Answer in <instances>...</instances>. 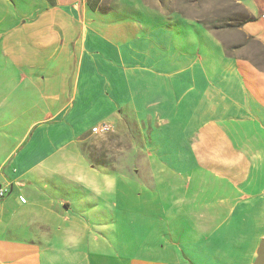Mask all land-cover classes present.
<instances>
[{
  "label": "crops",
  "instance_id": "obj_1",
  "mask_svg": "<svg viewBox=\"0 0 264 264\" xmlns=\"http://www.w3.org/2000/svg\"><path fill=\"white\" fill-rule=\"evenodd\" d=\"M185 1L0 0V264L255 263L264 0Z\"/></svg>",
  "mask_w": 264,
  "mask_h": 264
},
{
  "label": "built area",
  "instance_id": "obj_2",
  "mask_svg": "<svg viewBox=\"0 0 264 264\" xmlns=\"http://www.w3.org/2000/svg\"><path fill=\"white\" fill-rule=\"evenodd\" d=\"M264 20V15L262 16ZM113 132V127L109 124H102L100 126L94 127L92 133L96 135H107ZM7 191L0 189V199H3L6 196Z\"/></svg>",
  "mask_w": 264,
  "mask_h": 264
},
{
  "label": "rangeland",
  "instance_id": "obj_3",
  "mask_svg": "<svg viewBox=\"0 0 264 264\" xmlns=\"http://www.w3.org/2000/svg\"><path fill=\"white\" fill-rule=\"evenodd\" d=\"M194 1H198V2L201 1L202 4H203V2H204L205 0H186L185 2H186V3H190V2L193 3ZM173 7H178V6H176L175 4H173V5H172V8H173ZM230 10H231V8L229 7V12H230ZM232 10H233L234 13H235V19H237V18L239 19V18L242 17L241 9H240L238 6H235V5H234V7H232ZM192 11L194 12V8H193V7H192ZM202 11H204V10H202ZM235 22H236V24H237L238 20H236ZM113 133H114V132H111V133H109V134H113ZM109 134H107V135H109ZM113 136H114V135H110V136H109V139H110V138H113Z\"/></svg>",
  "mask_w": 264,
  "mask_h": 264
},
{
  "label": "water",
  "instance_id": "obj_4",
  "mask_svg": "<svg viewBox=\"0 0 264 264\" xmlns=\"http://www.w3.org/2000/svg\"><path fill=\"white\" fill-rule=\"evenodd\" d=\"M254 264H264V242H262L259 248L258 257Z\"/></svg>",
  "mask_w": 264,
  "mask_h": 264
},
{
  "label": "trees",
  "instance_id": "obj_5",
  "mask_svg": "<svg viewBox=\"0 0 264 264\" xmlns=\"http://www.w3.org/2000/svg\"><path fill=\"white\" fill-rule=\"evenodd\" d=\"M243 21H246V22H252L253 20L252 19H249L248 17L245 18Z\"/></svg>",
  "mask_w": 264,
  "mask_h": 264
}]
</instances>
